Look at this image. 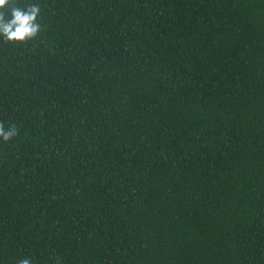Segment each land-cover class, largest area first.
<instances>
[{"label":"trees","instance_id":"1","mask_svg":"<svg viewBox=\"0 0 264 264\" xmlns=\"http://www.w3.org/2000/svg\"><path fill=\"white\" fill-rule=\"evenodd\" d=\"M34 3L0 37V264H264V0Z\"/></svg>","mask_w":264,"mask_h":264},{"label":"clouds","instance_id":"2","mask_svg":"<svg viewBox=\"0 0 264 264\" xmlns=\"http://www.w3.org/2000/svg\"><path fill=\"white\" fill-rule=\"evenodd\" d=\"M8 9L7 17L0 11V37L7 41H25L34 38L40 31L38 22L40 4L34 3L27 7L12 6L10 0H0V10ZM18 129L10 125L7 129L0 124V139L7 142L17 135ZM19 264H31L29 258L19 261Z\"/></svg>","mask_w":264,"mask_h":264}]
</instances>
